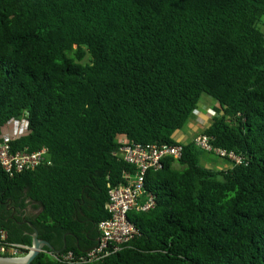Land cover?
Masks as SVG:
<instances>
[{
  "label": "trees",
  "instance_id": "16d2710c",
  "mask_svg": "<svg viewBox=\"0 0 264 264\" xmlns=\"http://www.w3.org/2000/svg\"><path fill=\"white\" fill-rule=\"evenodd\" d=\"M202 95L217 108L201 135L242 163L205 169L208 153L182 145L147 172L155 206L127 215L137 235L93 264H264V0H0V139L26 116L12 148L49 162L0 168V228L31 246L32 206L54 252L91 250L107 187L131 173L119 138L176 145ZM48 252L31 264H64Z\"/></svg>",
  "mask_w": 264,
  "mask_h": 264
},
{
  "label": "built area",
  "instance_id": "2783aa9c",
  "mask_svg": "<svg viewBox=\"0 0 264 264\" xmlns=\"http://www.w3.org/2000/svg\"><path fill=\"white\" fill-rule=\"evenodd\" d=\"M11 132L0 139V168L9 176L32 171L47 162V149L36 152L13 150L12 143L27 135L28 121L26 116L10 122ZM117 155L131 167V173L124 175L125 184L108 186L105 210L109 218L97 226L99 237L96 246L81 255L72 252H48V255L64 264H93L121 252L137 235L133 224L127 220L130 212L146 213L155 206L154 196L146 191L145 177L148 171L158 170L166 158L180 160L183 146L151 144L140 145L120 140ZM194 146L220 159H227L233 165L242 163V159L233 152L215 148L205 135L197 136ZM34 250L33 244L27 246L9 240L7 232L0 228V260L18 261L28 257ZM42 251V250H41ZM40 251V252H41Z\"/></svg>",
  "mask_w": 264,
  "mask_h": 264
},
{
  "label": "rangeland",
  "instance_id": "374dc122",
  "mask_svg": "<svg viewBox=\"0 0 264 264\" xmlns=\"http://www.w3.org/2000/svg\"><path fill=\"white\" fill-rule=\"evenodd\" d=\"M84 62H87V58H85ZM217 108V104L215 103V101H213L211 98H209L206 95H202L201 98L199 99V102L197 104L196 110L193 113V117L198 115V114H202V115H206V117L208 116V118H211L215 116L213 109ZM211 123V120H208V124ZM11 126L10 124H7L3 130L2 133L3 134H8L11 132ZM118 140V139H117ZM220 158L214 156V155H204L203 157L200 158L199 160V165L205 169H216L217 166H219L222 161H219ZM176 168H179L178 165H175ZM38 212L37 209H34L32 206H28L26 211H25V217H32L34 215H36Z\"/></svg>",
  "mask_w": 264,
  "mask_h": 264
},
{
  "label": "crops",
  "instance_id": "0c3cea01",
  "mask_svg": "<svg viewBox=\"0 0 264 264\" xmlns=\"http://www.w3.org/2000/svg\"><path fill=\"white\" fill-rule=\"evenodd\" d=\"M209 119L211 120V118H208V116L206 117V115L202 114L194 116L184 129L173 134V139L175 140L176 144L185 145L193 142V140L197 136L201 135V132L209 126ZM120 140H123V138H119V141ZM219 161L222 162L219 163L220 165L214 170L221 171L230 168V164L228 162L224 161L223 159H220Z\"/></svg>",
  "mask_w": 264,
  "mask_h": 264
},
{
  "label": "water",
  "instance_id": "95a60500",
  "mask_svg": "<svg viewBox=\"0 0 264 264\" xmlns=\"http://www.w3.org/2000/svg\"><path fill=\"white\" fill-rule=\"evenodd\" d=\"M25 223L28 224V226L33 231V233L31 234L32 244L34 247L33 252L28 257L22 259L21 262H14L12 260H3L5 262L0 263V264H31V262L34 260V258L40 253V251L44 247L48 248L50 251H53V248L48 243L43 242V241L38 239V235H37V232L34 229V227L28 221H26ZM63 250H64V247L57 252H62Z\"/></svg>",
  "mask_w": 264,
  "mask_h": 264
},
{
  "label": "flooded vegetation",
  "instance_id": "af4514ba",
  "mask_svg": "<svg viewBox=\"0 0 264 264\" xmlns=\"http://www.w3.org/2000/svg\"><path fill=\"white\" fill-rule=\"evenodd\" d=\"M24 215H25V213L23 214V216L21 217V219H22L24 222H26V221H25V216H24Z\"/></svg>",
  "mask_w": 264,
  "mask_h": 264
},
{
  "label": "bare ground",
  "instance_id": "6f19581e",
  "mask_svg": "<svg viewBox=\"0 0 264 264\" xmlns=\"http://www.w3.org/2000/svg\"><path fill=\"white\" fill-rule=\"evenodd\" d=\"M3 262H5V261H3V260H0V263H3ZM14 262H21V260L14 261Z\"/></svg>",
  "mask_w": 264,
  "mask_h": 264
}]
</instances>
